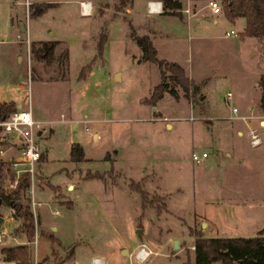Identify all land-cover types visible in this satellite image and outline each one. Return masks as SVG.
<instances>
[{
	"label": "rangeland",
	"instance_id": "374dc122",
	"mask_svg": "<svg viewBox=\"0 0 264 264\" xmlns=\"http://www.w3.org/2000/svg\"><path fill=\"white\" fill-rule=\"evenodd\" d=\"M5 1L0 0V87L22 81V107L29 102L34 120L41 117L55 123L38 136L44 155L35 165L33 195L29 194L36 220L34 238L27 240L17 229L20 220L13 219L9 206L1 202L0 228L7 235L0 240V264H18L6 261L1 248L25 242L31 248L32 264H91V252L104 254L106 262L92 256L101 264H191L192 230L204 232L205 237H223L256 236L264 228V114L256 110L258 90L252 82L254 70L264 69V37L257 41L243 37L238 25L221 16V6L214 14L216 24L209 18L185 28L173 14L142 19L144 0H134L131 13L118 0H91L93 15L84 16L79 15L75 0H55L35 21L32 9L24 4L22 18L32 26V35L67 41V76L59 64L63 49L50 62L35 60L27 52L26 34L20 31L21 38H16L5 21ZM204 2L191 0L189 6ZM127 21L138 33L157 27L151 30L157 57L184 67L199 84L198 98L204 83L207 101L201 102L202 110L194 98L174 100L166 94L156 103L171 116L168 120L161 118V110L151 115L149 105L138 101L159 80V70L155 63L139 60ZM99 24L104 27L98 28ZM102 29L108 37L101 57L93 60L84 78H78L79 69L96 55ZM251 103L253 117L235 118L242 110L248 112ZM82 113L98 122L56 120L81 118ZM154 115L160 119L152 120ZM170 121L172 126L165 127ZM93 124L103 126V136L98 141L84 139L88 158L71 161L73 131ZM249 127L260 128L263 139L254 148L244 134L235 132ZM191 151L206 155L192 160ZM109 166L111 173L102 177L88 173ZM131 181H139L149 195L158 196L163 203L160 211L142 204L128 185ZM140 245L150 253L136 261L132 254Z\"/></svg>",
	"mask_w": 264,
	"mask_h": 264
},
{
	"label": "trees",
	"instance_id": "16d2710c",
	"mask_svg": "<svg viewBox=\"0 0 264 264\" xmlns=\"http://www.w3.org/2000/svg\"><path fill=\"white\" fill-rule=\"evenodd\" d=\"M126 0H118L119 6H123ZM163 10L161 13L180 15L179 9L181 2L178 0H160ZM30 15L41 14L53 5V2H31ZM222 15L229 21H234L237 16H243L245 23L243 34L246 36L264 37V0H220ZM128 22V35L132 37L138 45L140 54L139 60L155 63L159 70V80L152 86L147 95L139 98L143 104L152 105L161 99L164 95L170 94L173 99L190 97L197 100L200 110H202V100L196 97L199 85L191 80L186 69L175 61L159 59L156 55L151 37L143 33H137L133 29L130 21ZM107 36L105 29L98 34L96 41V55L82 66L78 73V78H84L86 70H89L93 60L101 57L103 43ZM60 40L53 39L50 41L36 40L30 41L29 52L35 60H44L50 62L54 57V49ZM63 59L59 64L63 67L65 74H68L69 53L64 48L61 53ZM258 96L255 102L256 110L264 114V73H259L257 78ZM17 105L12 101L0 103V119L5 118L9 113L17 110ZM1 129V128H0ZM8 140L0 139V146H4ZM70 160L81 161L84 159V153L78 143H74L70 149ZM107 155V154H106ZM105 155V156H106ZM43 156V154H42ZM41 156V157H42ZM40 157V159H41ZM39 159V160H40ZM112 168L109 166L105 171H93L89 174L102 177L105 173H111ZM87 173V174H88ZM7 179H13V172L9 168V162L0 157V198L1 202L9 206L10 216L20 220L17 229L27 237V240H33L36 220L34 218L30 196L27 192L30 185L29 172H24L14 187H9L5 183ZM52 189H59V186L47 184ZM140 197L143 205L154 208L155 212L160 211L163 203L158 196L149 195L147 190L138 182H129ZM24 223V224H23ZM264 228L258 229L256 236H223L211 237L204 236L200 231L192 230L193 241V259L191 264H211L219 262L220 264H264ZM56 239H52L54 242ZM5 255V260H15L18 264H32L31 248L28 242L16 245H8L1 248Z\"/></svg>",
	"mask_w": 264,
	"mask_h": 264
},
{
	"label": "crops",
	"instance_id": "0c3cea01",
	"mask_svg": "<svg viewBox=\"0 0 264 264\" xmlns=\"http://www.w3.org/2000/svg\"><path fill=\"white\" fill-rule=\"evenodd\" d=\"M41 1H45V2H50L52 3L53 2V5L50 7L52 8L57 2L55 0H31V2L35 3V2H41ZM77 3L78 1H81V0H75ZM84 1V0H82ZM89 3H91V8L93 7V5L95 6V3L91 0H87ZM145 1V0H144ZM181 2V8L179 9V12L180 15L177 16V15H173L174 17H178V20H176L177 24L179 26H182L185 28H188V27H194V26H198L199 22H202L206 19H211L212 22L214 24L217 23V18L214 17V14H216L217 12L220 11V8L217 12H212L209 7L206 5L207 1L208 0H205V2L203 4H200L199 6H196L194 8H191L189 6V3L191 0H186L184 1V3L182 2V0H178ZM217 1V0H216ZM146 3V1H145ZM183 3V4H182ZM126 6H125V11H132L134 10V6H135V2L134 0H126ZM3 5H6V14H5V21L8 22L9 24V27L11 29H14L15 31V37L16 38H21V34H26V38H27V41H28V46H29V43L30 41H36V40H45V41H50V40H53V39H57V40H60V42L56 45L55 49H54V53L56 51H58L59 49H64V48H67L66 47V43L67 41L64 39V38H61V37H55V38H44L42 36H39L36 35H32L33 34V30H32V26L31 25H28L26 22L23 21V18H22V15H23V5H24V0H6L4 2ZM25 7V5H24ZM184 7H188L189 9V16L192 17V18H188L185 16V12H182V9H184ZM48 8L47 10H45L43 13L41 14H36L33 19L34 21L35 20H38L37 18H41L45 13H47V11L50 9ZM78 13L79 15L81 16H84V15H93V13H88V14H81L80 11H79V3H78ZM102 13H105V11H103ZM131 13V12H130ZM159 14H161V12H150V13H147L146 12V9L144 11V13L142 14V19L146 18L147 16H153V18H157V17H161ZM172 15V14H171ZM221 16H223L221 14ZM225 18V16H223ZM132 18H134V14H132ZM229 21V20H228ZM133 22V21H132ZM144 22V21H143ZM231 22V21H230ZM232 24H236L240 27L239 31L238 32H242L243 30V27H244V23H245V20H244V17L243 16H237L234 21L231 22ZM133 25V24H132ZM23 26V27H22ZM104 26L102 25H98V28H103ZM157 27L153 26L151 29L150 28H147L145 27L144 29H141L139 30L141 33L143 34H146V35H149L150 37L152 35H154L155 33L152 32L154 29ZM149 30V32H148ZM152 30V31H151ZM158 30V29H157ZM20 31H21V34H20ZM147 31V32H146ZM138 33V32H137ZM148 33V34H147ZM157 33V32H156ZM19 35V37H17L16 35ZM28 34V35H27ZM225 35H226V31H225ZM228 35V34H227ZM28 36V37H27ZM33 36V38H32ZM108 37V36H107ZM243 37H250V36H246V35H243ZM242 37V38H243ZM253 37V39H255V41L258 40L259 37H254V36H251ZM21 40V39H20ZM19 40V41H20ZM152 40V39H151ZM22 41V40H21ZM254 41V42H255ZM153 43V42H152ZM21 44V43H20ZM252 44V43H251ZM24 45V43H22V46ZM25 46V45H24ZM62 46L64 48H62ZM154 48H155V51L157 53V49L155 47V45L153 44ZM68 50V48H67ZM23 59V55H20L19 56V61ZM165 60V59H163ZM169 59H167L166 61H168ZM172 61V60H171ZM259 73H264V69L261 70L259 68H256L254 70V75H253V80L252 82L254 83V85L257 86V81L255 78H257L258 74ZM188 76L190 77L189 73H187ZM69 75V71H68V74L67 76ZM199 85V84H198ZM200 89L202 90L201 92V96L199 97L202 102L204 101H207V90L206 88L204 87V83L202 84V86L200 87ZM257 90H258V87H257ZM229 92V91H228ZM24 88H23V83L22 81L18 82L17 85H7V84H4V87H0V103L4 102V101H12L14 102L18 108H20L21 106H24V102H25V99H24ZM257 96H258V92H257ZM175 100V99H174ZM257 100V99H256ZM256 100L254 102H256ZM253 102V103H254ZM255 104V103H254ZM176 109H180V105L179 104H176L175 105ZM179 106V107H178ZM190 102L187 103V109L190 108ZM150 111H151V115L153 113L157 114L160 110H161V114L162 116H167L166 112L165 111H162L163 109L159 106L158 103H155L152 105H149L148 106ZM253 107L254 105L252 106V103L250 105V107L248 108V112H246V110H242V113L244 115L246 114H251V110H253ZM32 110V109H31ZM232 111V110H231ZM63 113H60V115L62 116ZM32 115H33V111H32ZM155 116V117H154ZM152 120L153 119H160L159 115H154ZM157 116V117H156ZM169 117V116H168ZM206 117H208L209 119L213 116H209V115H206ZM235 118H238V117H235ZM37 121L40 120V121H44V122H51V125H48L49 127H52L53 123H55V120H52V119H43L41 117H38L36 119ZM56 120H61V121H66V122H71V121H80V120H91L92 122H98L97 119H94V118H90V117H87L85 113H82L81 115V118H68V119H62V118H58ZM84 122V121H83ZM262 121H260L261 123ZM86 123V122H84ZM164 126L167 127L169 126L168 128H170L172 125H171V121L169 123L165 122L164 123ZM74 130V129H73ZM77 131H73L72 134H75L76 135V138L74 140H72L71 142V145H73V143H78L81 148H82V152L84 153V159L88 158L86 153H85V150H84V146H83V140H87L88 137H91L93 138L95 141H98L102 136H103V132H104V129H103V126H101L100 124H93L91 125V127L88 129V127H83L82 129H76ZM46 131V130H45ZM45 131L43 133H45ZM236 134H239V135H242L244 134L245 135V132H241L240 130H237L235 131ZM43 133L41 135H43ZM246 137V135H245ZM247 139V137H246ZM5 145L7 146V148L5 149V152L2 154V158L5 160V161H10L12 159H14L18 154V149H19V145L17 143H10L9 141L7 143H5ZM257 146V145H255ZM254 148V147H253ZM107 150L108 148H105L104 149V153L102 155V158L104 159L105 155L107 154ZM116 150V148L114 149ZM114 152V151H113ZM204 152V151H203ZM42 154L44 155L43 153V150H42ZM112 159V158H110ZM9 211V210H8ZM10 213V212H9ZM8 219H10V216L7 215ZM202 234L204 235V232H202ZM123 252V251H122ZM96 255H99L102 259L103 262H106V259H105V256L104 254H95V253H92L90 254V258L92 256H96ZM126 264V263H125Z\"/></svg>",
	"mask_w": 264,
	"mask_h": 264
},
{
	"label": "built area",
	"instance_id": "2783aa9c",
	"mask_svg": "<svg viewBox=\"0 0 264 264\" xmlns=\"http://www.w3.org/2000/svg\"><path fill=\"white\" fill-rule=\"evenodd\" d=\"M145 9L147 13L150 12H161L163 10L162 2L160 0H145ZM31 0H24V4L27 6V10L29 9V4ZM79 3V11L81 14H88L91 11V3L87 0L78 1ZM206 5L212 12H217L220 8V3L217 0H208ZM182 12H185L187 16H189L190 12L188 7H184ZM228 32H226V35ZM19 37V35H16ZM27 52H29V46L27 45ZM226 95L229 96L230 93L227 91ZM190 99V97H189ZM190 105L192 106V100L189 101ZM27 107H20L17 110L9 113L5 118L0 119V139L5 140L7 139L10 143H17L19 145L18 155L9 161V168L13 172V179H8V186L14 187L19 178L22 176L24 172H29L30 175V185L27 192H30L33 195V187L32 183L36 174L35 165L39 162L40 157L42 156V148L39 142V135H41L47 128L48 125H51V122H44L40 120H34L32 116L31 104L27 103ZM232 112H236L237 108L232 106ZM188 119H193L194 117L191 116L190 113L186 115ZM180 116V118H186ZM236 117L245 121L247 118L253 117L251 114H237ZM162 119H170L168 116H161ZM85 121V120H83ZM245 135L247 137L248 144L251 147L258 145L262 142L263 139L260 135V128H247L245 131ZM5 152V148L0 146V157ZM206 155V152L202 151L200 154L191 151V159L192 160H200ZM31 186V187H30ZM34 204L35 202L32 201ZM4 234L7 235L2 231L0 228V240L4 237ZM193 248V245H191ZM150 250H147L144 245H140L136 252L132 254V257L136 261H140L144 259ZM91 264H101V261L98 257H91L90 259ZM126 264H131L128 261Z\"/></svg>",
	"mask_w": 264,
	"mask_h": 264
},
{
	"label": "water",
	"instance_id": "95a60500",
	"mask_svg": "<svg viewBox=\"0 0 264 264\" xmlns=\"http://www.w3.org/2000/svg\"><path fill=\"white\" fill-rule=\"evenodd\" d=\"M23 27V26H22ZM0 204H1V198H0ZM0 207H1V205H0ZM3 215L0 213V227H1V225H2V223L4 222L3 221ZM24 224V223H23ZM173 246H175V241L173 242ZM72 251V249L70 248L69 249V252H71Z\"/></svg>",
	"mask_w": 264,
	"mask_h": 264
}]
</instances>
